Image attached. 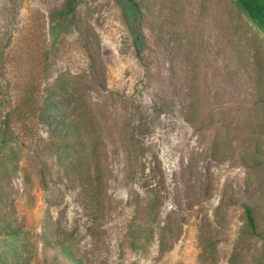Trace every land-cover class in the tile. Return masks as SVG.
<instances>
[{
	"label": "rangeland",
	"instance_id": "1",
	"mask_svg": "<svg viewBox=\"0 0 264 264\" xmlns=\"http://www.w3.org/2000/svg\"><path fill=\"white\" fill-rule=\"evenodd\" d=\"M121 1L0 0V264H264V32Z\"/></svg>",
	"mask_w": 264,
	"mask_h": 264
},
{
	"label": "trees",
	"instance_id": "2",
	"mask_svg": "<svg viewBox=\"0 0 264 264\" xmlns=\"http://www.w3.org/2000/svg\"><path fill=\"white\" fill-rule=\"evenodd\" d=\"M238 9L243 12L250 22L260 31L264 32V0H234ZM121 4L123 5L125 13L132 17L134 14L139 12L138 5L132 0H122ZM139 38L135 39V42L138 41ZM75 143L81 144V136H75ZM90 141L92 138H89ZM73 151V150H72ZM91 159L96 160V152H93L91 155ZM98 159V158H97ZM81 156L78 154H74V159L71 160L70 165L73 171L76 172L75 175H81V164L80 161ZM93 170L88 175H92ZM245 217L247 224L251 230L255 228L254 217L252 215V211L249 207H244Z\"/></svg>",
	"mask_w": 264,
	"mask_h": 264
}]
</instances>
